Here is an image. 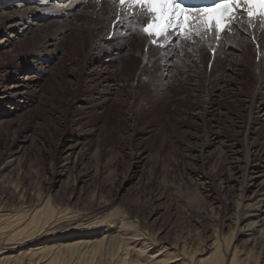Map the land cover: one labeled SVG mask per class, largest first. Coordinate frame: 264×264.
Segmentation results:
<instances>
[{"label":"rangeland","instance_id":"obj_1","mask_svg":"<svg viewBox=\"0 0 264 264\" xmlns=\"http://www.w3.org/2000/svg\"><path fill=\"white\" fill-rule=\"evenodd\" d=\"M64 1L51 2L55 6ZM35 2L0 0V180L12 182L22 194L17 200L11 189L0 184V203L28 206L39 194L73 212L109 214V219L128 216L165 247L191 248L193 258L206 251L215 234L232 233L230 246L245 251L247 238L235 237L238 227L247 229L238 221V203L242 194L250 198L251 192L242 188L254 175L246 167L243 144L248 142L250 152L264 160V126L252 123L255 116L264 119V112L253 115L240 107L243 97L234 81L221 83V67L203 85L207 49L201 62L184 49L174 53L168 61L174 65L168 80L157 70L162 56L156 55L140 80H134L133 93L132 80L121 77L112 80V89L107 88L88 74L100 68L85 67L90 39L106 33L98 30L96 37H90L81 30L88 18L80 14L84 6L75 8L69 18L56 15L52 6L17 11L23 9L17 5L28 10ZM113 34L112 27L105 41ZM231 37L227 34L223 43ZM228 49L224 46L222 53ZM100 50L97 58L103 61L104 49ZM122 55L114 68L125 60ZM129 57L135 60L131 75L138 60ZM244 60L240 88L248 95L254 87L252 62L250 56ZM27 75L34 83L19 87L28 83ZM216 86L220 108L216 105L202 124L195 106ZM132 94L140 103L135 115L130 112ZM7 96L11 101H5ZM205 134L218 142L205 145ZM227 140L239 142L240 153L230 154ZM263 261L258 259L257 264Z\"/></svg>","mask_w":264,"mask_h":264},{"label":"bare ground","instance_id":"obj_2","mask_svg":"<svg viewBox=\"0 0 264 264\" xmlns=\"http://www.w3.org/2000/svg\"><path fill=\"white\" fill-rule=\"evenodd\" d=\"M34 1H36V4L28 10L27 7L17 5L19 9L23 8L17 11H39L40 7L46 9L52 6L57 8V10L54 8L56 15L69 18L70 14H74L72 12L75 8L84 6L85 9L80 10V14L88 18L83 23L81 30L90 37L98 35V30L101 33H106V36L101 39H90V55L85 62V67L96 66L94 68H100V70L96 69L88 74L95 77V80H102L107 88L114 86L110 84L112 80L121 77V80H132L129 84L132 87L131 93H133L134 86H136L134 80H140L141 73L144 74L142 70L148 65L149 59L156 55L162 56L160 65H156L157 70L160 69L163 72L160 75L168 80L171 77H169L170 71L174 66L168 61L171 60L174 53H179L184 49L191 54L195 62H201L204 60L205 50L210 47L209 49L215 48V53L213 57L208 54L209 57L205 61L204 75L203 78L201 77L203 85L205 83L206 86L209 82L207 76L214 74L217 68L221 67L224 70V75L222 74L220 79L221 83L232 84L234 81L233 86L237 87L238 94L243 97V101H241L243 104L240 107H246L249 113L253 115L264 112V21L251 20L252 27L248 26L249 20L233 22L219 42L209 32L204 39L193 35L192 39L186 40L183 36L175 33H172L168 40L163 37H156L159 44L163 45L161 47L159 44H152L151 38L145 33L140 36L137 32V27L141 24L146 25L148 19L147 16L140 15L139 9L135 10L134 15L132 9L127 7L121 9L118 2L113 3V0H67L60 2V4L56 3L55 6L51 2L54 0ZM153 11H157L154 6ZM8 18L10 17L7 16ZM64 21L68 23L67 19ZM198 23L196 16L188 14L184 22V28H194ZM112 24L114 25L113 38L110 41H105ZM226 34H231V38H234L228 44L223 43ZM250 37H253L258 43V49L252 46ZM113 41H116V47L109 45ZM224 46H229L227 53H222ZM101 48L104 49L102 54L106 58L103 61L97 58V50ZM121 53L124 54L122 56L125 57V60L123 58L119 66L114 68L115 62L121 59ZM130 55L137 57L138 60L137 67L131 75L129 74V68L130 65L135 63V60L132 57L126 58ZM249 56L252 62L251 78L254 81V87H252L250 94L246 95L240 85L243 82L241 81L242 67L247 65L244 64V59ZM233 61L237 62L234 67L230 63ZM211 62H213V65L210 64ZM209 66L210 70L208 72ZM189 70L191 71V69ZM147 73H149V70L145 72V74ZM75 75L72 73V77L77 80ZM25 80L28 83L19 87L27 88L26 86L29 83H34L32 77H28V75ZM159 80H162V77ZM211 89L207 97L203 96L204 100H202L203 98L200 99L201 97L199 98L202 103L195 106L196 110L201 111V114L195 115L202 124H204L206 117L217 110L215 107L218 105L221 96L217 95L219 92L218 86ZM132 97L134 100L131 103L130 112L135 115L140 110V103L135 100V95L132 94ZM5 98H7L5 101H11L8 96ZM99 104L98 102L97 105ZM12 111L18 112L17 109H12ZM252 123L261 127L264 126V119L255 116ZM205 136L206 139L204 140L207 146L218 142L216 137L209 139L208 134H205ZM247 144L248 142L243 144L245 152L243 157L246 161V167L252 170L254 176L242 188L251 192L250 198L246 199L242 194V201L238 203V221L241 224L245 223L247 229L236 227L235 236L247 238L244 241L245 251H239L235 246H230L232 233L225 237H219L215 234L209 246L206 247V251L201 253L200 257L193 258L191 248H185L184 245H180L179 249L165 247L156 242L151 234L149 235L143 231L128 216L109 219V214L108 216L99 217L95 212H73L67 207L52 203L49 196L41 197L36 194L34 195L35 202L32 205L23 206L22 204L20 207L13 208L8 207L5 203H0V264H257L258 259H264V160H260L256 157L257 155L250 152V148H248L250 144ZM238 146L239 142L232 140H227L225 144L228 152L235 156L240 153L236 151ZM253 161L254 164H252ZM0 184L1 188L11 189L17 200H21L22 194L12 182L1 179ZM9 195L12 194L9 193ZM15 196L14 200L16 199Z\"/></svg>","mask_w":264,"mask_h":264},{"label":"snow or ice","instance_id":"obj_3","mask_svg":"<svg viewBox=\"0 0 264 264\" xmlns=\"http://www.w3.org/2000/svg\"><path fill=\"white\" fill-rule=\"evenodd\" d=\"M116 2H118L121 9H125V7L132 9L134 15L135 10L139 9L141 16H147V24L141 25V31L151 38L152 44H159L156 37H163L165 40H168L172 33L183 36L186 40L192 39L193 35L204 39L210 29L209 24L199 14L205 11L215 12L219 9L221 13L220 20L227 27H231L235 16L232 10L238 11L243 7V11L249 14L248 26H253L251 24L253 12L251 0H214L207 8L200 6L195 8L185 7L182 0L181 2H176V0H159L161 5V12L159 14L153 11L152 0H113V3ZM169 5H171V8H169ZM185 12L196 15L199 18V23L194 28H184V22L181 17ZM260 16L264 18V12H261ZM211 27L215 31L216 38L219 39L221 35L220 25L213 21ZM159 46L163 47L162 44H159Z\"/></svg>","mask_w":264,"mask_h":264}]
</instances>
